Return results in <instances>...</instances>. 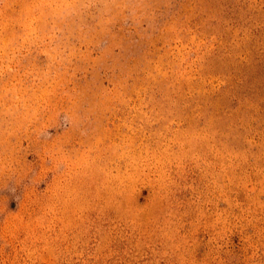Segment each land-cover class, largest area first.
Masks as SVG:
<instances>
[{
	"label": "rangeland",
	"instance_id": "374dc122",
	"mask_svg": "<svg viewBox=\"0 0 264 264\" xmlns=\"http://www.w3.org/2000/svg\"><path fill=\"white\" fill-rule=\"evenodd\" d=\"M0 264H264V0H0Z\"/></svg>",
	"mask_w": 264,
	"mask_h": 264
}]
</instances>
